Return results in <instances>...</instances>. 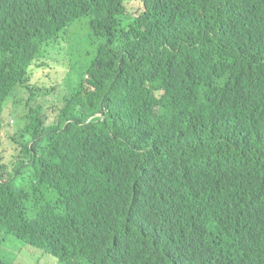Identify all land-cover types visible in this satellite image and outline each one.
I'll return each mask as SVG.
<instances>
[{
    "label": "trees",
    "instance_id": "obj_1",
    "mask_svg": "<svg viewBox=\"0 0 264 264\" xmlns=\"http://www.w3.org/2000/svg\"><path fill=\"white\" fill-rule=\"evenodd\" d=\"M125 2L0 0L2 240L56 264H264V0ZM83 24L90 59L73 41L68 78L33 86Z\"/></svg>",
    "mask_w": 264,
    "mask_h": 264
},
{
    "label": "rangeland",
    "instance_id": "obj_2",
    "mask_svg": "<svg viewBox=\"0 0 264 264\" xmlns=\"http://www.w3.org/2000/svg\"><path fill=\"white\" fill-rule=\"evenodd\" d=\"M141 4V0H126L125 7L127 14L131 15L137 12L141 7ZM81 22H83V19ZM86 33L87 29L85 25H78L76 29L75 27H72L65 35V38L60 41L56 49L49 50L44 56L40 57L39 60L32 63L29 69L30 83L33 86H36L43 85L46 81L44 87L50 88L52 85H55L62 80V78H68L70 69L66 50L68 48L69 41H79V45L76 46L74 51V57L79 61V64L87 62L94 52V47L85 41ZM73 78H75V76H73ZM59 89L60 88L57 87L54 91H50L43 98L44 109L47 114H50V107L55 103ZM27 92L28 91L24 88H19L15 97L20 98ZM7 101L10 105L13 100L11 98ZM53 118L54 116L51 115L48 122H50ZM4 119V128L10 130L11 135L13 129L17 130L23 127V121L10 117L8 110L4 113ZM1 150L4 161L7 163H13L16 161L17 156L20 154L17 145L9 138L4 140ZM0 257L7 261L13 260L19 264H56L54 256L39 248L25 244L12 236H8L3 240L2 236H0Z\"/></svg>",
    "mask_w": 264,
    "mask_h": 264
},
{
    "label": "clouds",
    "instance_id": "obj_3",
    "mask_svg": "<svg viewBox=\"0 0 264 264\" xmlns=\"http://www.w3.org/2000/svg\"><path fill=\"white\" fill-rule=\"evenodd\" d=\"M70 30V28H66L65 31L61 34V36L58 38L57 43H55L52 46H48L46 49H43L35 58H33L30 62L29 65H32V63L36 60H39L40 57L44 56L45 53H47L49 50L51 49H56L60 43V41L65 38V35L67 34V32ZM69 44L72 46V53H73V47H74V43L73 41H69ZM75 72L77 73L76 69L74 68Z\"/></svg>",
    "mask_w": 264,
    "mask_h": 264
}]
</instances>
